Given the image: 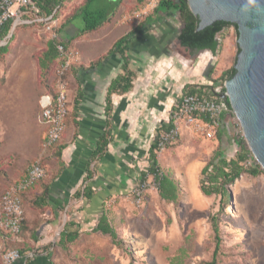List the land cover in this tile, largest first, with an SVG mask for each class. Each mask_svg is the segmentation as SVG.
<instances>
[{
    "label": "rangeland",
    "instance_id": "obj_1",
    "mask_svg": "<svg viewBox=\"0 0 264 264\" xmlns=\"http://www.w3.org/2000/svg\"><path fill=\"white\" fill-rule=\"evenodd\" d=\"M85 1L65 0L59 14L57 41L75 53L78 61L64 77L67 83L65 131L57 145L45 152L43 144L47 130L40 122V102L42 96L54 94L55 74L62 59L59 58L43 75L39 61L47 50L48 42L53 39L41 24L21 25L16 31V27H13L11 34H14V38L10 41L8 37L0 42V47L8 46V52L0 58V197L11 185L21 181L36 161L41 160L46 171L44 179L24 196L27 221L19 241H11L0 233V264H4L3 257L9 250L22 252L16 264H39L34 261L41 256L47 258L46 264H50L49 261L52 264H212L215 235L210 218L213 215H219L221 239L220 250L213 264H264V172L257 177L244 173L230 186V203L222 212L220 197H207L200 189L201 180H207L201 176V171L213 154L221 150L227 159H235L241 151L237 140H245L244 146L249 153L244 163L245 169L250 171L260 166L250 151L234 113H227L224 121L228 123V128L224 129L220 139L219 133L215 139L206 140L183 128L178 142L164 153L156 155V169L149 156L133 158L130 165L132 168L136 166L137 174L135 180L129 183V187L133 185L131 190L111 196L104 203L103 211L117 233L116 242L108 235L94 233L90 228L92 223L86 222L81 227V230L86 229L85 232L75 243L66 248L60 246V234L68 223L71 205H76V199L71 200L70 206L60 209L58 224L48 234V224L55 216H52L49 205L39 206L37 198L43 188L51 186L62 171L64 151L59 159V147L70 144L75 138V134H72L75 128L73 102L78 85L70 80L72 76L76 77L78 69L105 58L116 40L125 37L153 16L160 2L122 0L120 7L104 26L68 41L64 35L69 25L66 21ZM166 21L174 29V33L169 35L171 39L167 41V47L154 46L147 39L145 48L136 42L126 55L130 70L136 75L133 82L136 94L131 99L139 102L153 99L151 105L158 108L162 105L161 115L166 113L168 116L182 90L184 93L187 91V85L213 87L215 93L221 91L226 82L223 74L234 67L239 48L236 29L230 26L226 34L217 37L220 47L216 55L208 51L189 52L179 45L176 38L181 28L179 16H171ZM74 25L78 29L84 27L82 16L75 19ZM66 32L78 33L77 30L69 29ZM225 40H230L231 44L226 53L223 47ZM84 47L97 49L92 53L95 58L90 63L83 57ZM161 52L167 56L150 58L151 54L158 55ZM163 58L181 72V79L172 78L170 69L155 71L153 64ZM198 62H201L200 66ZM122 64L119 73H123ZM149 69H152L151 73ZM161 73L165 76L162 80ZM160 100L166 103L161 104ZM152 111L159 113L154 109ZM148 131L138 140L142 149H148L152 143L150 135L157 133V138L163 130L155 131L150 127V134ZM154 169L159 172L161 179L168 177L174 181L178 188V199L176 203L163 200L154 186L153 178L149 177L151 187L144 204L138 208L132 201V189L145 173L152 175Z\"/></svg>",
    "mask_w": 264,
    "mask_h": 264
},
{
    "label": "crops",
    "instance_id": "obj_2",
    "mask_svg": "<svg viewBox=\"0 0 264 264\" xmlns=\"http://www.w3.org/2000/svg\"><path fill=\"white\" fill-rule=\"evenodd\" d=\"M108 4L109 3L105 0H101L100 2L88 5L87 10L92 9L94 5L104 8L107 7ZM169 17H171V15L166 17L164 14H153V16H151L148 21L146 20L143 25L130 31V33H133V36L129 42L127 51H129L132 44H135L136 42H138L137 44L140 43L145 48L147 45V39L149 40L148 43H153L154 46L163 47L162 45H164V47H167V41L171 39L169 38V35L174 33V29L170 27L169 24H167L168 21H166ZM75 19L66 21L69 22V25L66 26L64 35L68 41L71 38L77 39L87 34L81 33V30L83 29L82 26L78 29L77 26L74 25ZM66 29H69V31L77 30L78 33H67ZM226 31L227 28H225L220 34H226ZM179 34L180 31L176 34L177 40ZM117 41H119V39L116 40L107 51L105 58L99 60V64H96L95 66L90 64L86 68L78 69L76 71V77L72 76L73 78L70 80V82L72 81L78 85L76 97L73 102V123L75 128L73 131L74 133L72 134H75V138H73V141L70 144H67L66 148L63 150V159L65 160L63 162L65 163L63 164L62 171L53 184L49 186L50 192L48 204L52 216L54 215L55 217L53 216L54 219L48 224V234L53 231L58 224L57 216L60 209L64 206H70L72 203L71 200L75 199L76 193L84 188V179L88 173L92 153L96 149L99 138L106 131L109 133L111 142L108 145L103 159L97 164L91 165L92 168L95 167L96 173L93 180L89 181L87 184V187L92 189L94 193L93 198L90 200L84 199L83 197L80 200L76 199L78 202L75 201V206L71 205L70 217L68 219V222L76 223L81 227L84 223L90 222L92 223L90 225L91 230L94 229L103 213L105 201L111 196H119L131 190L133 185L129 187V183H132L133 179L136 178L135 176L137 172L135 170L136 166L132 168L130 164L133 162V158L139 159L148 158L147 156L151 157L153 152L152 147L155 143L157 133H155V135H150V140L153 141L148 149L140 148L138 140L144 137L147 130H149L148 134H150V127H153L155 131H158L160 129L164 130L168 126L170 115L174 107H172V110H170L168 116H166V113L161 115V109L163 108L161 107L162 105H158L159 108L151 105L153 99H150L151 101L149 102L133 101L131 98L136 94V87L134 88V85L129 93L114 94L112 96V112L110 115H107L106 99L108 88L111 82L121 74L118 69L120 63L123 62L120 55L107 58L108 53L114 48ZM225 41L223 47L226 53L231 44L230 40ZM178 43L181 46L179 40ZM96 50V48L84 47V59L89 63L92 62L95 58L92 56V53ZM141 55L146 56L145 54H139V56ZM165 55L167 56L166 53L161 52V54L158 55L151 54L150 58L156 56L166 57ZM133 63L135 64L134 60ZM200 64L201 62L197 63L198 66H200ZM153 66L156 72H163L164 69H170V76H172V78H182L181 72L173 66V63L167 61L165 58L156 60V64H153ZM149 72L151 73L152 69H149ZM164 77V74L161 73L160 79L162 80ZM188 87L193 88V91H196L197 88H201L197 86L194 87L193 85H187L186 88ZM183 90V93L177 101L185 95ZM79 93L82 95V98L77 102ZM164 102L165 100L159 101L161 104H164ZM153 109L159 111V113L157 114L156 112H153ZM107 122L110 123V128L108 130ZM227 128L228 123L225 122L223 129ZM69 130L70 129L68 128V131ZM141 173L143 175V171H141ZM77 203L79 205H77ZM25 221H27L26 218ZM84 230L86 229H83L82 231L85 232ZM44 258L45 257L41 256L38 259H41L46 264L47 258Z\"/></svg>",
    "mask_w": 264,
    "mask_h": 264
},
{
    "label": "trees",
    "instance_id": "obj_3",
    "mask_svg": "<svg viewBox=\"0 0 264 264\" xmlns=\"http://www.w3.org/2000/svg\"><path fill=\"white\" fill-rule=\"evenodd\" d=\"M101 0H86V3L80 7L72 16L71 19H75L77 17L82 16L84 27L81 30L82 34L85 33H93L97 31L99 28L106 23L110 16H112L116 9L119 7L121 0H105L108 2L107 7H99L93 6V10H87V6L95 3L100 2ZM64 3V0H37V5L40 9L41 15L46 17L52 15L54 11L59 6V14L61 13V8ZM97 5V4H96ZM99 5V4H98ZM163 10L160 13V10ZM154 14H164V16H179V20L181 23V30L178 36V40L181 43V46L189 51H209L213 55H216L219 50V42L217 36L227 27L233 26L236 29L237 35V27L225 23V22H217L215 25L208 27L202 31H198L199 19L193 15L191 12L187 0H160L157 8L154 11ZM150 17L146 20L148 21ZM14 27L13 21L7 22L0 31V42L6 40L10 35L11 31ZM17 26L15 28H18ZM133 33L128 34L127 36L121 38L115 44L114 48L108 53L107 58H110L115 55H120L123 61L121 66V73L117 76L109 85L108 92H107V107L106 113L110 115L112 112V96L114 94H126L129 93L133 88V82L135 80V73L130 70V63L128 57H126V51L128 49L129 42ZM14 38V34L10 37V41ZM75 40V38L73 39ZM57 41H49L47 45V50L44 52L42 58L39 61V67L43 72V75L49 72L52 65L58 61L59 54L57 51ZM67 45V44H66ZM8 52V46L0 47V58ZM100 61L93 64H99ZM236 71L233 67L232 69L226 71L223 74L225 81L231 79L235 75ZM184 94L194 93L191 87L186 88ZM201 90L199 93H202L203 90H206V94L217 100L216 93L214 92L213 87H204L200 88ZM222 92H224V87L222 88ZM82 95L79 93L77 97V102L80 101ZM228 109L231 110V107L228 102H226ZM225 118V116H223ZM110 128V123L107 122V130ZM224 135V129H222L219 134L218 138H222ZM111 142V138L109 136L108 131H106L98 140L97 146L95 151L92 153L91 161L88 167V173L86 178L84 179V188L81 191H78L75 195V199L80 200L82 197L84 199H92L93 198V191L92 189L87 187L89 181L93 180L95 177V167L92 168L91 165L97 164L101 161L107 151L108 145ZM237 146L241 149L240 153L237 154L235 159H227L224 152L221 150H217L213 156L210 158L209 162L205 165V167L201 171V176L203 178H207L205 181L204 179L200 182V189L201 192L209 197L212 195H216L220 197V212L224 211L230 203L231 193L229 187L232 186L244 173L249 174L252 177H257L263 174V169L260 166H256L252 168V170L248 171L245 169L244 163L247 162V155L249 154L245 148V140L240 139L236 141ZM57 145V144H56ZM155 143L152 147V154L150 157L151 163L153 167L158 165L156 155L154 154ZM66 148V145H62L59 147L58 156L59 159L61 158V154L63 150ZM44 179V178H43ZM42 179V180H43ZM40 180V181H42ZM39 181V182H40ZM38 182V183H39ZM37 183V184H38ZM36 184V185H37ZM34 188V187H33ZM31 188V189H33ZM30 191V190H29ZM28 191V192H29ZM23 194L24 196L28 193ZM49 192L50 187L45 186L41 195L37 198V203L41 207H48V199H49ZM160 197L169 202V203H176L178 199V188L177 185L169 179L168 177H163L160 179V188H159ZM219 215H213L210 218L212 231L215 235V250L213 254V262L216 261V256L220 250V225H219ZM25 223L23 225L24 229ZM94 233L100 232L104 235L110 236L114 242L117 240V233L116 230L113 228L112 224L110 223L107 213L103 211L98 223L92 230ZM81 226L74 224L73 222H68L65 225V229L60 234L59 244L62 248H66L68 245L75 243L80 236L82 235ZM0 233L5 236L6 238H11L8 235H5L0 231ZM23 233V230H22ZM21 233V235H22ZM22 255V252L20 251ZM39 264H45L41 259L35 261ZM50 264H52L49 261ZM20 264V263H19Z\"/></svg>",
    "mask_w": 264,
    "mask_h": 264
},
{
    "label": "built area",
    "instance_id": "obj_4",
    "mask_svg": "<svg viewBox=\"0 0 264 264\" xmlns=\"http://www.w3.org/2000/svg\"><path fill=\"white\" fill-rule=\"evenodd\" d=\"M58 11L59 8L57 7L52 15L46 17L41 15L37 0H0V31L9 21H13L15 27L37 23L43 25L52 39L57 41ZM56 47L62 64L55 74L54 94L42 96L40 102V122L47 130L43 144L44 152L55 146L65 131L67 83L64 77L78 61L76 54L68 50L62 42L57 41ZM199 91L200 89L197 88L194 93L185 94L177 101L170 115L167 128L156 138L155 155L164 153L168 147L176 144L181 137L183 128L206 140L215 139L223 128L225 122L223 116L227 113H233V111L232 109L229 110L226 101L219 97L222 89L216 92L217 98L220 100L209 97L206 90H203L202 93ZM155 169L152 175L145 173L143 179L132 189V201L138 208L144 204L151 187L149 177L153 178L154 186L159 191L161 176ZM45 176L46 171L41 160L36 161L27 175L18 183L11 185L0 197V231L8 235L11 241H19L25 223L23 194L33 188ZM19 258L20 253L18 251L9 250L4 255L3 262L4 264H14Z\"/></svg>",
    "mask_w": 264,
    "mask_h": 264
},
{
    "label": "water",
    "instance_id": "obj_5",
    "mask_svg": "<svg viewBox=\"0 0 264 264\" xmlns=\"http://www.w3.org/2000/svg\"><path fill=\"white\" fill-rule=\"evenodd\" d=\"M187 2L199 19L198 31L217 22L237 27L236 73L225 82L224 92L219 93V97L229 103L254 159L264 171V0H257L260 12L252 7L247 13L243 10L247 0Z\"/></svg>",
    "mask_w": 264,
    "mask_h": 264
},
{
    "label": "clouds",
    "instance_id": "obj_6",
    "mask_svg": "<svg viewBox=\"0 0 264 264\" xmlns=\"http://www.w3.org/2000/svg\"><path fill=\"white\" fill-rule=\"evenodd\" d=\"M255 7L257 12L261 11L259 4H257V0H247L246 5L244 6V12L247 13L250 8Z\"/></svg>",
    "mask_w": 264,
    "mask_h": 264
},
{
    "label": "bare ground",
    "instance_id": "obj_7",
    "mask_svg": "<svg viewBox=\"0 0 264 264\" xmlns=\"http://www.w3.org/2000/svg\"><path fill=\"white\" fill-rule=\"evenodd\" d=\"M12 104V103H11Z\"/></svg>",
    "mask_w": 264,
    "mask_h": 264
}]
</instances>
